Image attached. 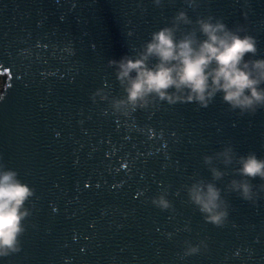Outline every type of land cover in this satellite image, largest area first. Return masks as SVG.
<instances>
[{"label": "water", "instance_id": "obj_1", "mask_svg": "<svg viewBox=\"0 0 264 264\" xmlns=\"http://www.w3.org/2000/svg\"><path fill=\"white\" fill-rule=\"evenodd\" d=\"M181 7L0 0V162L35 188L22 249L0 264H264V193L255 205L225 193L230 215L217 227L182 187L194 173L210 179L202 157L226 143L264 156V109L241 116L217 95L207 108L163 101L124 116L92 99L101 87L121 94L108 60L131 54ZM188 14L245 24L264 57V0H200ZM163 189L171 210L151 203ZM201 239L207 251L183 256L185 240Z\"/></svg>", "mask_w": 264, "mask_h": 264}, {"label": "clouds", "instance_id": "obj_2", "mask_svg": "<svg viewBox=\"0 0 264 264\" xmlns=\"http://www.w3.org/2000/svg\"><path fill=\"white\" fill-rule=\"evenodd\" d=\"M249 0H244L247 5ZM161 6L163 0H153ZM171 17L170 23L154 30L150 39L131 54L109 59L122 92L113 96L105 88L92 93L108 101L115 113L129 116L137 109L147 110L159 102L169 104L195 103L207 108L217 95L230 111L254 115L264 109V57L259 55V42L245 24L229 26L223 17L213 14L197 15L193 20L188 8L196 11L200 0H184ZM137 7H141L138 3ZM247 19L248 13H242ZM2 99V97H0ZM210 179L194 173L191 182L184 184L187 202L203 219L223 227L230 215V201L225 193H236L255 205L264 193V156L255 151L240 154L232 143L202 157ZM223 165V167H220ZM231 179L218 186L225 176ZM259 180V183L254 181ZM35 188L20 178L19 172L0 162V258L19 253L27 231L32 209L28 206ZM151 203L161 210L173 209L167 189L151 197ZM183 256L207 251L206 240L198 243L185 240Z\"/></svg>", "mask_w": 264, "mask_h": 264}, {"label": "trees", "instance_id": "obj_3", "mask_svg": "<svg viewBox=\"0 0 264 264\" xmlns=\"http://www.w3.org/2000/svg\"><path fill=\"white\" fill-rule=\"evenodd\" d=\"M8 74L7 72L0 73V97L5 90L6 83H7Z\"/></svg>", "mask_w": 264, "mask_h": 264}]
</instances>
